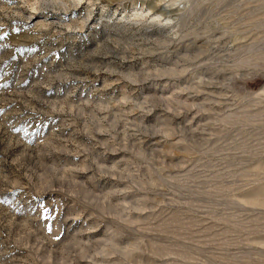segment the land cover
<instances>
[{
  "label": "rangeland",
  "instance_id": "1",
  "mask_svg": "<svg viewBox=\"0 0 264 264\" xmlns=\"http://www.w3.org/2000/svg\"><path fill=\"white\" fill-rule=\"evenodd\" d=\"M0 264H264V0H0Z\"/></svg>",
  "mask_w": 264,
  "mask_h": 264
}]
</instances>
